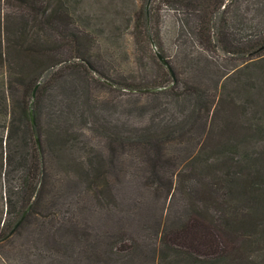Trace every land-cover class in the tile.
<instances>
[{"label":"trees","instance_id":"trees-1","mask_svg":"<svg viewBox=\"0 0 264 264\" xmlns=\"http://www.w3.org/2000/svg\"><path fill=\"white\" fill-rule=\"evenodd\" d=\"M142 2L130 71L118 74L93 54L107 44L84 0H0V264H62L43 247L50 233L61 243L54 206L65 183L75 175L97 203H113L116 156L146 159V185L185 199L181 215L156 221L143 254L152 262L264 264V0ZM114 87L167 103L153 106L156 119L123 126L102 97ZM89 121L104 150L85 133ZM166 151L184 160L175 188L154 181ZM119 227L105 244L117 264L140 250Z\"/></svg>","mask_w":264,"mask_h":264},{"label":"rangeland","instance_id":"rangeland-1","mask_svg":"<svg viewBox=\"0 0 264 264\" xmlns=\"http://www.w3.org/2000/svg\"><path fill=\"white\" fill-rule=\"evenodd\" d=\"M142 1L84 0L86 7L81 3L84 12L88 11L89 14L94 12L97 16L93 23L100 29L97 31L100 39L107 44L105 52H101L96 45L92 49L93 54L98 56L109 69L117 70L118 74L130 71L126 62L131 64L134 58V45L129 27L132 23L131 17L134 15L133 9L142 4ZM112 32H115L116 40L108 39ZM147 61L148 67L152 68L150 60ZM111 73L114 74L113 71ZM136 94L135 91L116 87L102 92L104 100H108L111 104L108 111L112 113L117 123L131 128L144 125L148 122L149 116L156 119L153 106L156 108L161 103H167L166 98ZM132 105L134 108H130ZM136 106H143L147 115H141L143 110ZM91 125L89 121L84 128L85 133L90 140H94L98 149L104 150L103 143L92 133ZM170 149L181 156L182 152L177 145ZM168 154L166 151V159H159L154 181L160 187L175 188L176 173L184 160L177 155L174 159H169ZM115 159L117 161L108 173L116 198L111 200L113 202L111 204L97 203L75 175H71L65 183L66 192L64 190V195L58 198L57 205L54 206L61 214L58 216L61 231L59 236L56 235L57 231L54 235L61 240V243L56 242L52 237L53 233H50V238L43 247L46 250L53 245L51 249L61 258L62 264H117V248L109 252L105 244L108 242L109 245L117 239L119 226H122L127 239L126 245L131 244L132 240L140 245V250L136 253L130 250L127 255H120L123 259L121 264H155L156 260L152 262L150 257L143 254L151 255L150 249L155 246L153 232L156 221L163 220L164 217L173 219L174 215H181L185 211L186 202L181 191L175 190L166 197L162 191L159 193L153 191L155 185L150 187L146 185L148 173L146 159L134 160L131 156L120 159L116 156ZM59 186L63 189L61 183ZM98 246L101 247L99 254ZM104 247L108 256L102 252Z\"/></svg>","mask_w":264,"mask_h":264},{"label":"water","instance_id":"water-1","mask_svg":"<svg viewBox=\"0 0 264 264\" xmlns=\"http://www.w3.org/2000/svg\"><path fill=\"white\" fill-rule=\"evenodd\" d=\"M152 46H153V48H154V50H155V52H156V55H157V57H158V59L164 64V65H166L168 68H169V70L171 71V73H172V76L174 77V73H173V71H172V69H171V67H170V65H169V63H168V61H167V59L157 50V47L155 46V44H154V42L152 41ZM158 88H160V87H156V88H147V89H149V90H155V89H158ZM140 90H142V89H140ZM34 94H35V92H33V96H34ZM30 112H31V122H32V124H35V115L33 114V110L31 109L30 110ZM36 140H37V143H38V145L40 146V139L37 137L36 138ZM25 214V212L23 213V215Z\"/></svg>","mask_w":264,"mask_h":264}]
</instances>
